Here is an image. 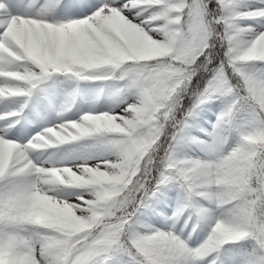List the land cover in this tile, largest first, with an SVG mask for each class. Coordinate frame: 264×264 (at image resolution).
<instances>
[{
  "label": "snow or ice",
  "instance_id": "obj_1",
  "mask_svg": "<svg viewBox=\"0 0 264 264\" xmlns=\"http://www.w3.org/2000/svg\"><path fill=\"white\" fill-rule=\"evenodd\" d=\"M169 188L171 227L140 224ZM222 252L264 264V0H0V264Z\"/></svg>",
  "mask_w": 264,
  "mask_h": 264
},
{
  "label": "rangeland",
  "instance_id": "obj_2",
  "mask_svg": "<svg viewBox=\"0 0 264 264\" xmlns=\"http://www.w3.org/2000/svg\"><path fill=\"white\" fill-rule=\"evenodd\" d=\"M88 105L85 104V108ZM109 106V102L107 98L102 99L99 101L98 107H102L104 110H107ZM219 111V102L209 105L206 110L201 112L197 117L190 121V128L186 130V134L189 137H200L205 138L204 132L201 131L202 129H206L208 131L211 130L212 124L216 120V115ZM71 118L75 119L79 115V112L76 109H73V112L68 114ZM184 153L187 155H202L200 153L199 148L195 144L189 143L185 149ZM179 198L178 190L176 189H166L162 192L159 198L152 202L151 206L143 209L142 212L138 216V220L140 224L143 225H152L157 228H164L168 229L171 227L170 222H166L165 217L171 216L177 201ZM187 220V216L181 218L175 225V230L179 233L181 230L185 237L188 234H192L191 243L195 246L197 243L201 242L205 237V232L202 228H197L196 232L193 233L192 229L195 226V220L188 221L187 225L185 221ZM229 248V245L225 246V249ZM209 260L213 259V257H209ZM221 259L223 260L224 264H231V259L227 257L223 252L221 253Z\"/></svg>",
  "mask_w": 264,
  "mask_h": 264
},
{
  "label": "trees",
  "instance_id": "obj_3",
  "mask_svg": "<svg viewBox=\"0 0 264 264\" xmlns=\"http://www.w3.org/2000/svg\"><path fill=\"white\" fill-rule=\"evenodd\" d=\"M185 107H190V99L185 101ZM183 117V112L178 113V118H182ZM233 247H237V246H233Z\"/></svg>",
  "mask_w": 264,
  "mask_h": 264
}]
</instances>
